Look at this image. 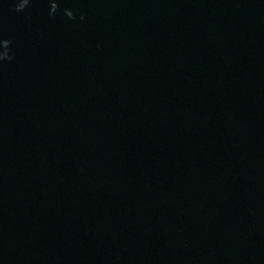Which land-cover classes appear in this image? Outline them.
I'll return each mask as SVG.
<instances>
[{
    "label": "water",
    "instance_id": "water-1",
    "mask_svg": "<svg viewBox=\"0 0 264 264\" xmlns=\"http://www.w3.org/2000/svg\"><path fill=\"white\" fill-rule=\"evenodd\" d=\"M0 264H264V0H0Z\"/></svg>",
    "mask_w": 264,
    "mask_h": 264
}]
</instances>
